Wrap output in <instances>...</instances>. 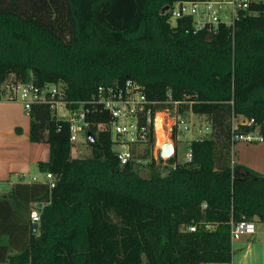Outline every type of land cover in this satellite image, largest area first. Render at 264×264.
<instances>
[{
	"label": "trees",
	"instance_id": "obj_1",
	"mask_svg": "<svg viewBox=\"0 0 264 264\" xmlns=\"http://www.w3.org/2000/svg\"><path fill=\"white\" fill-rule=\"evenodd\" d=\"M177 1L0 0V84L62 83L67 100L88 101L132 79L146 93L142 123L169 109L205 116L209 128L190 141L191 160L177 163L176 149L168 173L143 177L138 160L164 162L153 157V123L122 165L98 106L92 155L73 157L68 121L33 103L30 137L49 143L38 166L55 185L17 183L0 197V264H225L232 225L264 222V174L232 164L237 135L264 136V0L241 10L234 30L196 28L192 15L172 23Z\"/></svg>",
	"mask_w": 264,
	"mask_h": 264
},
{
	"label": "built area",
	"instance_id": "obj_2",
	"mask_svg": "<svg viewBox=\"0 0 264 264\" xmlns=\"http://www.w3.org/2000/svg\"><path fill=\"white\" fill-rule=\"evenodd\" d=\"M252 0H181L172 6L170 21H176L178 17L192 15L194 26L217 27L224 23L232 30L235 29L236 21L240 18V11L247 10ZM0 100L21 101L28 114L33 103H47L58 117L64 118L69 123L70 142H77L83 134L87 139L90 127L95 124L89 119V115L97 111H107L111 115L108 123H98L99 126L108 127L113 137V149L120 157V163H127L133 156L132 146L145 144L147 140V125L153 123L154 135L156 129V115L163 113L167 134L172 135L173 130L190 129L183 113L172 112L169 109L160 110L152 115L148 110L146 113V124L141 122V111L147 103L144 87L137 81L127 79L122 85L100 86L97 95L88 100L71 101L66 99L65 88L55 83L36 85L33 81L22 82L9 77L0 84ZM178 105L179 101H174ZM209 129L208 127H206ZM264 136L253 132L237 135L235 140H263ZM164 143V142H163ZM162 145V144H161ZM153 151V157L158 161L161 157L159 149ZM155 147V146H154ZM234 149V147H233ZM176 152V148H175ZM82 154L79 151V155ZM166 162V157H161ZM233 158V157H232ZM191 160V151L187 154V161ZM232 164L234 160L232 159ZM50 187L55 185V178L51 172L46 173V181ZM41 203H34L31 211V222L37 227L40 221ZM195 230L194 226L190 227ZM256 232V221L242 220L232 225V240L239 238L242 233L253 234ZM206 264V263H204Z\"/></svg>",
	"mask_w": 264,
	"mask_h": 264
},
{
	"label": "crops",
	"instance_id": "obj_3",
	"mask_svg": "<svg viewBox=\"0 0 264 264\" xmlns=\"http://www.w3.org/2000/svg\"><path fill=\"white\" fill-rule=\"evenodd\" d=\"M30 126V114L26 112L21 101L0 100V197L9 195L17 183L46 181V173L40 171L38 164L49 161L50 145L44 141H33L30 137ZM263 155L264 139L253 142L240 140L233 149L234 164L264 174V162L259 161L261 157L264 158ZM9 200L14 206L13 199ZM263 224L264 222L256 221L255 233H242L233 241V259L237 249L240 252L245 251L238 260L240 264H254L258 261L264 264V244L260 251L252 249L257 240L264 243ZM258 236L260 237L257 239ZM233 259L225 264H234Z\"/></svg>",
	"mask_w": 264,
	"mask_h": 264
},
{
	"label": "rangeland",
	"instance_id": "obj_4",
	"mask_svg": "<svg viewBox=\"0 0 264 264\" xmlns=\"http://www.w3.org/2000/svg\"><path fill=\"white\" fill-rule=\"evenodd\" d=\"M172 23H174V21H172ZM10 77H13V76L11 75ZM59 86H63V84L59 83ZM159 115H161L163 117V113H159ZM183 116H184L186 122L189 124L190 129H187V130L178 129L176 140H174L172 138V135L169 134V136H167V139L163 141V142L172 141L175 144V146H177V161L179 163H184L186 161L187 154L190 151L189 142L191 141V139L195 138V137H204L209 131V129L205 128L207 125L206 117L196 115V114L192 113L191 111H187V112L183 113ZM156 134H157V130L155 129V147H154L155 151L160 146V144H158ZM253 141H255V140H253ZM253 141H250V142H253ZM258 141H261V140H258ZM144 145L145 144L139 145L138 146L139 149L142 150ZM79 151H81V153L85 154L86 156L92 155L91 148H90V145L88 143V139L83 134L80 136V138L77 142L72 144V147H71V153H72L73 157H77L79 155ZM237 154H238V151H237ZM259 161L263 163L264 158L261 157V159ZM150 162H151L150 159L143 160V161L138 160V163L136 164L135 167L141 176L149 177L153 171H162L164 174H166L169 172V170L172 167V164L167 162V161L162 162V163H157L155 166H151ZM261 226L264 227V224ZM259 237L260 236H258L257 239ZM4 238H6V237H4ZM263 244L264 243H262L260 240H257L255 242V244L253 245L252 249L254 248V251H260V250H262ZM235 252L236 253H235L234 259H233L234 264H240V262L238 260L243 256V252H245V251L240 252L237 249ZM239 252L241 254H239ZM262 263L263 262L258 261L254 264H262Z\"/></svg>",
	"mask_w": 264,
	"mask_h": 264
},
{
	"label": "water",
	"instance_id": "obj_5",
	"mask_svg": "<svg viewBox=\"0 0 264 264\" xmlns=\"http://www.w3.org/2000/svg\"><path fill=\"white\" fill-rule=\"evenodd\" d=\"M169 8V5H165L161 12H165V10H167ZM87 137H88V141L89 142H93L95 140V136L93 134V132L89 131L87 133ZM159 154L161 157H166V158H170L175 154V144L172 141H166L164 143H162L160 149H159ZM79 157H86L85 154H80ZM163 175H165L163 173Z\"/></svg>",
	"mask_w": 264,
	"mask_h": 264
},
{
	"label": "bare ground",
	"instance_id": "obj_6",
	"mask_svg": "<svg viewBox=\"0 0 264 264\" xmlns=\"http://www.w3.org/2000/svg\"><path fill=\"white\" fill-rule=\"evenodd\" d=\"M158 115L159 113L156 115V130H157L156 136H157L158 144L161 145L163 141L167 139L168 132L165 126L164 114H163V117L161 115L159 116Z\"/></svg>",
	"mask_w": 264,
	"mask_h": 264
}]
</instances>
